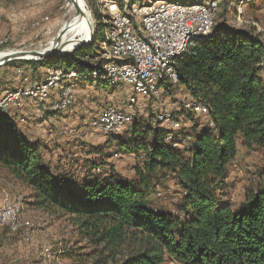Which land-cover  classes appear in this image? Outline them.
Instances as JSON below:
<instances>
[{
    "label": "trees",
    "instance_id": "obj_1",
    "mask_svg": "<svg viewBox=\"0 0 264 264\" xmlns=\"http://www.w3.org/2000/svg\"><path fill=\"white\" fill-rule=\"evenodd\" d=\"M94 52L82 47L53 68H79L84 57L98 55ZM263 64V32L215 21L210 36L175 65L179 84L192 101L208 108L214 127L195 123L192 149L185 154L181 131L167 141L168 129L132 123L125 137L108 142L116 154L145 157L131 181L107 175L103 162L95 164L98 175L80 184L58 175L46 163L42 146L24 138L7 114H0V169L27 185L31 205L71 217L92 247L95 264H166L168 258L180 264H264V174L238 206L226 197L239 140L248 149L262 148L264 161ZM168 177L182 190V216L153 199L156 183Z\"/></svg>",
    "mask_w": 264,
    "mask_h": 264
},
{
    "label": "rangeland",
    "instance_id": "obj_2",
    "mask_svg": "<svg viewBox=\"0 0 264 264\" xmlns=\"http://www.w3.org/2000/svg\"><path fill=\"white\" fill-rule=\"evenodd\" d=\"M85 1L92 15L95 34L93 42L89 45L81 44L63 54H53L41 60H13L2 65L0 67V96L9 89L25 87L44 80L55 63H58L63 57L74 56L76 51L82 47H94V54L97 53L98 55L103 51L107 24L105 21L109 18L108 14L107 16L104 14L107 9L105 0ZM116 1L120 7L123 6L122 8L127 5L131 8L133 5L148 6L157 0ZM171 1L190 2L189 0ZM214 1L219 3L216 25L237 29L255 26L264 33V0ZM240 9H242V12L239 11ZM69 10L70 0H0V52L17 49L45 50L50 47L53 44V38L66 24L70 16ZM137 17L141 18V13H138ZM38 20H41V24L36 27L32 26V23ZM27 61H42L43 64L32 66ZM82 62L79 68H77L78 65H75L74 68L62 70L82 69L81 71H89L94 66L92 59L90 60L88 57H84ZM89 81L92 80L79 78L72 82L75 100L66 110L54 111L52 107L56 97L51 95L47 101L24 99L13 105L5 114L8 115L10 112L12 115L17 116L14 119L17 123H23V120L39 123L42 121L39 111L43 112L44 108L50 106L51 112L47 110L46 117L48 112L49 115L61 113L75 106L87 105L86 103H89L88 109L94 107L97 111L100 110L99 113L109 106L122 112H129L130 105L133 103L135 109L132 123L134 124L137 121L140 126L151 123L157 127L156 115L167 110L170 113L172 112V116L180 124L179 130L173 133L177 137L180 134L184 137L185 141L180 149L185 154L192 149L195 123L200 125L202 129L207 126L211 127L210 121L212 120L210 119L209 110L204 104L201 103L207 108V112L202 114L185 110V104L192 101V99L179 84V81L177 83L162 82L158 94L149 96H145L137 92L134 87L123 83L114 85L107 81H99L102 84V87H99ZM95 81L97 80L92 82ZM51 101L52 105L49 106ZM90 101H94L96 105L92 106L93 104ZM29 111L31 112L29 113ZM93 117L91 116L89 120H86L89 122L87 124H85V118H79L77 122L72 120L69 124H62L61 131L59 130L62 133L58 136L61 138L68 136H66L67 140L58 142L60 150H55L54 144L47 143L43 154L46 156V160L49 159V163L54 166H52V170L73 183L80 184L87 179H91L96 173L98 175L99 171L95 168V164L103 162L102 165L106 167L107 175L114 173L117 176L127 178L129 181L136 179L137 169L142 167L145 157L141 155L139 158L138 155L132 152H119L116 154V149L108 146V142L110 143L111 139L116 136H107L101 130L93 128L91 126ZM132 123L123 132L124 134H119L116 138L125 137L129 133V127L131 129ZM81 126L84 127L81 132L73 131L78 130ZM48 127L55 128L54 125H47L44 127L46 132L49 130ZM163 127L164 129L169 128L167 123H164ZM70 134H74V136H70ZM102 134L107 138L105 141L93 140V137L103 136ZM238 148V155L229 167L226 188V197L233 206H238L245 200L247 191L256 187L264 174L262 148L253 146L252 149H248L243 146L242 140H239ZM102 153H106V159L104 160ZM156 184V193L153 196L156 205L166 212L171 211L182 216L180 210L182 190L177 182L172 177H168ZM30 195L31 192L27 185L17 180L9 171L0 169V208L4 206L5 203L2 202H5L6 197L21 204L19 221L15 224L17 228L0 225V263L95 264L94 259L90 258L92 247L87 240L81 238L72 218L67 215L52 214L34 207L31 205ZM48 246L51 248L56 247L55 249L60 246L62 249L56 255L48 257L45 253V248ZM166 264L180 263L175 259L168 258Z\"/></svg>",
    "mask_w": 264,
    "mask_h": 264
},
{
    "label": "bare ground",
    "instance_id": "obj_3",
    "mask_svg": "<svg viewBox=\"0 0 264 264\" xmlns=\"http://www.w3.org/2000/svg\"><path fill=\"white\" fill-rule=\"evenodd\" d=\"M75 2L80 5L82 9L81 13L77 12ZM106 11L105 16L109 15L107 19V24L105 27V47L103 48V53L114 54V43L117 40V32L121 28V21H116V15L112 11V6L116 7L120 18H122L128 25H122V32H129V26L132 27L133 36L136 37L138 42L143 46H151L152 27L149 25V17L147 13H141V18L137 17V14L130 11L129 9H134L135 7L138 11H152L156 8V13H164L165 6L167 8H173V10H185L190 9L193 11H207L212 8L208 18L209 29H204L203 31H190L183 37L182 50H177L176 53H171L166 58L160 61V74L158 75L157 67H149L147 70H141L138 77V68L142 67V58H139V54L135 53V49H127V59H109L105 60L99 67L96 64V57L93 61V68L87 73H82L78 70L62 71L56 68H51L49 70L46 78L40 82H35L25 87H19L16 89H9L0 96V104H7L10 99V104L15 105L24 99L33 100H48L51 95L58 97L57 102L53 104V110L60 112L68 109L75 100V92L72 86V82L76 79H90V80H100L107 81L112 84L123 83L132 86L137 92L145 96L158 94L160 90V83L165 81H170L172 83H177L179 80L178 73L176 71V62L182 56L190 54L193 52V48L197 42L205 40L211 34V31L215 25L219 3L214 0H204L201 2H177V1H167V0H157L155 3L148 6H136L133 5L131 8L128 5L124 8L120 7L116 0H105ZM111 4V5H110ZM242 12V9L239 10ZM69 18L66 21V29L60 39V42L56 48L54 43L50 47L46 48L47 53L52 50H58L62 53L66 51L73 50L83 43L89 42L92 37L93 22L92 15L88 9L85 0H70V10ZM106 18V17H105ZM103 41V40H102ZM102 50V49H101ZM12 51H1L0 61L5 59L9 53ZM102 52L98 56H102ZM154 53L163 54V40H156L154 44ZM30 59H38V57L29 55ZM42 59V58H39ZM264 69V64H263ZM59 70V77H56V71ZM158 75V76H157ZM157 76V77H156ZM148 79V80H147ZM145 81V82H144ZM157 96V95H156ZM12 106L2 107L0 113H7ZM193 108V109H192ZM134 106H130L129 112H120L115 107H107L103 111L106 113H116V119L125 124L119 128V123L110 122L106 127V120H99V123L93 125V120L91 121V126L96 130H101L107 136H116L121 134L125 128L132 123L134 116ZM205 112L207 108L204 106ZM185 110L192 111L195 114L203 113V105H200L197 101H190L185 104ZM172 113V112H171ZM169 111L165 110L156 115L155 122L158 123L157 128L164 129L163 124H168V129L170 133L168 134L167 141H171L174 137V131L179 130V122L172 116ZM100 113L97 114L93 119L98 118ZM159 121V122H157ZM208 122V121H207ZM210 126L213 128L214 124L210 121ZM106 127V128H104ZM161 131V130H160ZM215 131V130H214ZM9 205H13L12 212L9 213L7 222L5 217H0V225H9L13 228H17L15 225L19 221V216L21 212V204L17 201H12L9 199ZM7 210V203L0 208V212ZM56 248V247H55ZM49 247L47 251V256L51 257L60 252L62 247H57V249Z\"/></svg>",
    "mask_w": 264,
    "mask_h": 264
},
{
    "label": "built area",
    "instance_id": "obj_4",
    "mask_svg": "<svg viewBox=\"0 0 264 264\" xmlns=\"http://www.w3.org/2000/svg\"><path fill=\"white\" fill-rule=\"evenodd\" d=\"M129 10L137 15L138 13H147V16L149 17V25L152 27V36H148L151 38V46L141 45L136 37L133 36V30L130 26L129 32H122V25L128 24L120 18L116 7L112 6V11H114V14L116 15V21H121V28L117 32V40L113 44L114 54H106L102 52V56H96V64L101 65L105 60L109 59H127V49H135V53H138L139 58H142V67L137 69L139 77L140 71L147 70L149 67H157L159 75L161 71V59L166 58L171 53H176L177 50H182L183 37L187 32L209 29L208 18L212 8L207 11H193L190 9L173 10V8H167L165 6L164 13H156V8L152 11H138L136 7ZM156 40H163V54L154 53V44ZM56 77H59V70L56 71ZM57 98L58 97H56V102ZM39 101H47V99ZM200 105L202 104L200 103ZM8 106H13L10 104V99L7 104H0V110L2 107ZM203 113H205L204 106ZM92 120L93 125L99 123V120H106V127L110 122L119 123V128L125 124L116 119V113H106V111H101L100 116ZM2 203H7V210L0 212V217H5L7 222L9 213L12 212L13 205H9V197H6L5 202ZM48 249L49 246L45 248L46 254Z\"/></svg>",
    "mask_w": 264,
    "mask_h": 264
},
{
    "label": "crops",
    "instance_id": "obj_5",
    "mask_svg": "<svg viewBox=\"0 0 264 264\" xmlns=\"http://www.w3.org/2000/svg\"><path fill=\"white\" fill-rule=\"evenodd\" d=\"M40 22H41V20L40 21L39 20L35 21V22L32 23V26H34V27L39 26L41 24ZM77 81L85 83L84 81H81V80H77ZM89 82L92 83V84H96L99 87H102V84L99 81H95V82L89 81ZM90 103L93 104L92 106L96 105V103L94 101H90ZM47 104H49V103H47ZM86 104L87 105L75 106V107L70 108L69 110H67L65 112H61V113H52V114L49 115V112H48V116L46 117L45 115H46L47 110L48 111L51 110L50 109L51 108L50 105H52V101H51V103L49 104L50 107L44 108L43 112L39 111V114L42 116L41 117L42 118L41 122H39V123H31V122H25L23 120V123L22 122L18 123V128L21 131V133H22L24 138H26L29 141H34L37 144H40L42 146V151L46 147L47 143L54 144L55 150L58 151V150H60V147H58V142L59 141H63V140H67L66 136H68V135H66V136H63L62 138L58 136L59 134L62 133V132H60L61 131L60 128H61L62 124H67V123L69 124V122H72V120L74 122H77V121H79V118H85V121H86V120H89L91 118V116L93 117V116H96L97 114H99L100 110L97 111L92 106H91L92 109H88L89 108L88 107L89 103H86ZM85 107H87V108H85ZM30 112L31 111H29V113ZM37 112H38V110H37ZM8 116L11 117L12 119H16L17 118V116L12 115L10 112H9ZM18 119H20V118L18 117ZM87 123H89V122L86 121L85 124H87ZM47 125L48 126L54 125L55 128L52 129V128L48 127L49 130L46 132V129H44V127L47 126ZM57 127H59V128L57 129ZM126 129L127 128H125L124 131H126ZM82 130H84L83 126H81L78 130H73V131H76L77 133H79ZM70 136H74V134L73 135L70 134ZM106 139L107 138H106L105 135H103V136L100 135L98 137H93V140H98V141H100V140L101 141L102 140L105 141ZM68 140H69V138H68ZM44 157H45L46 163L48 165H50L51 168H52L53 165L51 163H49V161H48L49 159L46 160L47 158H46L45 155H44Z\"/></svg>",
    "mask_w": 264,
    "mask_h": 264
},
{
    "label": "water",
    "instance_id": "obj_6",
    "mask_svg": "<svg viewBox=\"0 0 264 264\" xmlns=\"http://www.w3.org/2000/svg\"><path fill=\"white\" fill-rule=\"evenodd\" d=\"M75 1V0H74ZM76 5V9L78 13L82 12V9L80 8V5L75 2ZM66 29V26L64 28H62L59 33L53 38V43L54 46H58L60 39L63 35L64 30ZM92 39L88 42V43H83L82 45H89L93 42V40L95 39V34H94V30L92 31V35H91ZM53 54H63L61 51L56 50H52L51 52L47 53L44 49H39V50H13L11 53H9V55L0 61V67L4 64H7L8 62H11L13 60H41L39 58H47L50 55ZM29 55L38 57V59H30L28 58Z\"/></svg>",
    "mask_w": 264,
    "mask_h": 264
}]
</instances>
